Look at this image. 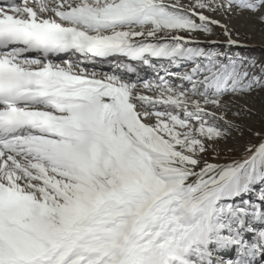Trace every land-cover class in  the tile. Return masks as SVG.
<instances>
[{"label":"snow or ice","instance_id":"1","mask_svg":"<svg viewBox=\"0 0 264 264\" xmlns=\"http://www.w3.org/2000/svg\"><path fill=\"white\" fill-rule=\"evenodd\" d=\"M206 12L264 25V0H0V264H264V133L217 151L264 64L195 43L243 47Z\"/></svg>","mask_w":264,"mask_h":264},{"label":"rangeland","instance_id":"2","mask_svg":"<svg viewBox=\"0 0 264 264\" xmlns=\"http://www.w3.org/2000/svg\"><path fill=\"white\" fill-rule=\"evenodd\" d=\"M220 18L227 22L229 29L233 28V31L231 30L233 33L232 39L237 40L243 47H229L227 44L228 38L219 27L214 28V34L211 36L196 34L193 37L194 42L208 50H216L221 54L227 53L228 56L233 58L244 57L250 61H254L258 67L264 64V25L257 18L246 14ZM216 29H219V31ZM198 35L201 38L196 37ZM213 41L216 43L213 44ZM233 51L235 53L231 55ZM156 68H160L159 64H157ZM156 68L151 69L158 72L159 70ZM168 70L182 73L180 68L171 65H168ZM257 75H259V72H257ZM148 76L143 74L139 77L144 80L156 79V74ZM135 78L136 76H133L132 79L134 80ZM230 98L229 102L226 103L224 111L227 119L233 124L238 125V129L233 131L226 143H222L218 147L217 151L220 152L222 157L226 153L229 157L232 155L239 156L244 145L258 142L254 137V133H264V89H256L248 95ZM233 149L236 151L233 152Z\"/></svg>","mask_w":264,"mask_h":264},{"label":"bare ground","instance_id":"3","mask_svg":"<svg viewBox=\"0 0 264 264\" xmlns=\"http://www.w3.org/2000/svg\"><path fill=\"white\" fill-rule=\"evenodd\" d=\"M185 2L186 3H189V2H191V0H185ZM206 15H210V16H212V18L213 19H217V20H220V22H221V24H225V25H228L227 24V22L225 21V20H222L220 17H225V16H221V15H219V14H214V13H208V12H206L205 13ZM232 16H237V15H235V13L232 15ZM219 29H221V28H219ZM219 29H216L217 31H219ZM221 30H223V29H221ZM230 30H232L233 31V28H230ZM196 37H198V38H201V36L200 35H198V36H196ZM233 53H235L234 51L232 52V54L231 55H233ZM114 63H116V61L115 60H113V61H111V62H108V61H99V62H97V63H95V64H91V63H85L84 65H82V66H84V67H86V69L89 71V72H91V71H97V72H112L113 71V65H114ZM154 63H156V62H154ZM113 64V65H112ZM170 65V64H169ZM135 68H136V73H134V74H131V77L133 78V76H140V75H149V76H151V75H154V74H156L157 72L156 71H154V70H152L151 69V67H149V66H146V65H142V64H136L135 66H134ZM157 70H159L158 72L161 74V75H164V72H162L161 70H160V68H156ZM180 70L183 72V71H187L188 69H187V66H185V67H180ZM174 71V70H173ZM148 76V77H149ZM229 99H231L230 97H227L226 98V103L227 102H229ZM218 162V161H217Z\"/></svg>","mask_w":264,"mask_h":264}]
</instances>
